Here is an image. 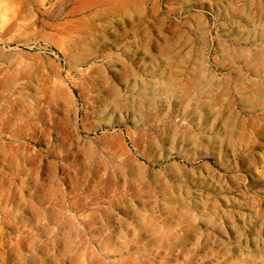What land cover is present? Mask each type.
<instances>
[{"label":"rangeland","instance_id":"rangeland-1","mask_svg":"<svg viewBox=\"0 0 264 264\" xmlns=\"http://www.w3.org/2000/svg\"><path fill=\"white\" fill-rule=\"evenodd\" d=\"M0 264H264V0H0Z\"/></svg>","mask_w":264,"mask_h":264}]
</instances>
